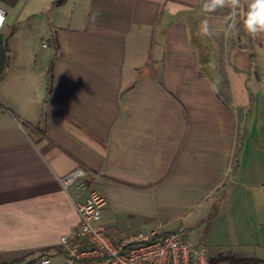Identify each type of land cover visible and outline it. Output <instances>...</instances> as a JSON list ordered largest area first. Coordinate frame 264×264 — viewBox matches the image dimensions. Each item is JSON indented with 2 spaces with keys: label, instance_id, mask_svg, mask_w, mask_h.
<instances>
[{
  "label": "crops",
  "instance_id": "crops-1",
  "mask_svg": "<svg viewBox=\"0 0 264 264\" xmlns=\"http://www.w3.org/2000/svg\"><path fill=\"white\" fill-rule=\"evenodd\" d=\"M55 1L0 0V264H65L59 240L92 190L113 238L181 233L210 264L264 254V33L245 29L250 0L234 28L205 0ZM42 10L47 26L22 25ZM77 169L85 186L65 189Z\"/></svg>",
  "mask_w": 264,
  "mask_h": 264
},
{
  "label": "built area",
  "instance_id": "built-area-1",
  "mask_svg": "<svg viewBox=\"0 0 264 264\" xmlns=\"http://www.w3.org/2000/svg\"><path fill=\"white\" fill-rule=\"evenodd\" d=\"M0 10L6 14L3 7ZM85 177L86 171L77 169L59 181L65 189L74 184L84 187L81 181ZM104 205V196L94 190L76 203L79 227L59 240L65 264H210L206 248L186 240L181 233L134 232L113 238L98 227ZM39 264L52 263L41 257Z\"/></svg>",
  "mask_w": 264,
  "mask_h": 264
},
{
  "label": "clouds",
  "instance_id": "clouds-1",
  "mask_svg": "<svg viewBox=\"0 0 264 264\" xmlns=\"http://www.w3.org/2000/svg\"><path fill=\"white\" fill-rule=\"evenodd\" d=\"M225 7L231 9V19L234 21L231 27L234 28L235 19L244 7L242 0H205L202 10L204 13H212ZM5 20L6 14L3 10H0V32L6 30ZM244 24L246 31L252 36L258 33H264V0H250L247 6ZM199 34L211 35V28L207 20L202 22Z\"/></svg>",
  "mask_w": 264,
  "mask_h": 264
},
{
  "label": "rangeland",
  "instance_id": "rangeland-1",
  "mask_svg": "<svg viewBox=\"0 0 264 264\" xmlns=\"http://www.w3.org/2000/svg\"><path fill=\"white\" fill-rule=\"evenodd\" d=\"M10 17L13 19L14 15L10 14ZM39 19L41 20L40 23H43L45 26L48 25V11L47 10H42V12L40 14H38L37 16H27L25 13L22 14L20 16V19L23 20L22 21V25H27V23H30V19ZM35 39H34V47L36 50H41L43 47L42 45H48L49 42L47 41L48 39V35H46L44 33H37L35 32ZM46 50V49H43ZM254 50H256V54L258 55V60L259 59V55L264 57V46H262V48H255ZM259 51V52H258ZM259 70L264 72V60L263 62L259 61ZM257 96V100H258V104L263 105L264 104V80H263V84L261 85V89L259 90V93L256 95ZM257 137L259 139V143L263 144L264 143V119H259V123H258V127H257ZM260 231V229H259ZM250 257L256 256L257 258H263L264 254L262 253H258V254H250ZM263 264V263H260Z\"/></svg>",
  "mask_w": 264,
  "mask_h": 264
},
{
  "label": "trees",
  "instance_id": "trees-1",
  "mask_svg": "<svg viewBox=\"0 0 264 264\" xmlns=\"http://www.w3.org/2000/svg\"><path fill=\"white\" fill-rule=\"evenodd\" d=\"M13 3H15L17 0H10ZM64 0H56L55 3L56 4H61ZM216 216V208H214L211 213L209 214L207 221L208 223H210L212 221V219ZM15 263V262H13ZM12 262L9 263H4V264H13ZM259 263H263V260H259L257 258H250V259H240V260H236V264H259Z\"/></svg>",
  "mask_w": 264,
  "mask_h": 264
}]
</instances>
